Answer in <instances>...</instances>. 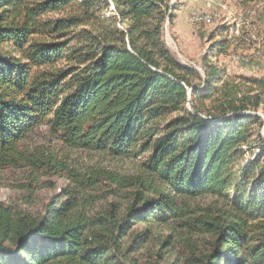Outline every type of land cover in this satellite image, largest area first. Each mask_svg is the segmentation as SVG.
<instances>
[{
    "label": "trees",
    "instance_id": "16d2710c",
    "mask_svg": "<svg viewBox=\"0 0 264 264\" xmlns=\"http://www.w3.org/2000/svg\"><path fill=\"white\" fill-rule=\"evenodd\" d=\"M177 7L0 0V170L27 166L74 186L37 213L0 201V264H136L151 227L164 225L179 234L151 264H264V79L209 63L230 49L225 27L208 36L202 73L182 65L165 42ZM43 123L64 148L146 157L122 176L25 153ZM244 147L258 150L247 164ZM126 190L125 203L94 209Z\"/></svg>",
    "mask_w": 264,
    "mask_h": 264
},
{
    "label": "rangeland",
    "instance_id": "374dc122",
    "mask_svg": "<svg viewBox=\"0 0 264 264\" xmlns=\"http://www.w3.org/2000/svg\"><path fill=\"white\" fill-rule=\"evenodd\" d=\"M174 3L178 7L174 12L173 25L166 26L165 42L182 65L202 73L201 58L210 46V42L207 41L208 36L215 31L221 32L225 27L229 30L226 39L229 41L230 49L224 55L211 57L209 63L223 67L226 70V77L264 79V61L259 60L264 57V0H253L251 3H244L243 0H174ZM67 13L68 10H61L46 14L43 19H59L66 17ZM195 13L210 15L212 19L208 23L196 24L192 21V15ZM109 14H113L112 5L108 9L107 15ZM40 39L44 40V37ZM214 40L217 41L218 37ZM4 49L8 50L6 46ZM235 57H245L244 59H248V64L232 61ZM258 114L262 115V111L259 110ZM261 118L263 126L260 128V135L264 139V118ZM21 145L22 150L28 154L37 155L40 152L52 153L56 157L63 156L67 164L69 163L74 169L103 168L122 176L138 175V160L146 157L143 155L136 160H121L113 159L103 153L64 148L44 123L31 132ZM243 149L245 151L243 164H247L258 150L256 148L246 150L245 147ZM70 189H74V186L69 181L47 171H34L27 166L0 170V201L17 205L28 213L42 211L44 205L53 197ZM108 190L103 184L96 195L104 197V193ZM127 194L126 190L118 197L106 196L97 200L94 209L103 208L110 202L125 203L129 199L124 198L125 195L128 196ZM198 203L205 204L206 201L200 200ZM142 228L137 226V231ZM178 234V228L170 229L167 225L152 226L146 249L135 256L136 264H151L155 253L158 251L161 253L160 243L163 240L165 242L169 236L176 239ZM167 251L169 248L164 251V256L172 257V253L166 254Z\"/></svg>",
    "mask_w": 264,
    "mask_h": 264
},
{
    "label": "bare ground",
    "instance_id": "6f19581e",
    "mask_svg": "<svg viewBox=\"0 0 264 264\" xmlns=\"http://www.w3.org/2000/svg\"><path fill=\"white\" fill-rule=\"evenodd\" d=\"M212 19V16L210 15H207V14H203V13H195L192 15V21L196 24H199V23H208L210 22ZM237 27V26H236ZM235 27V28H236ZM236 30V29H235ZM264 54V53H263ZM261 55V54H260ZM236 56V55H235ZM241 56V55H240ZM243 56V55H242ZM245 56V55H244ZM263 56V55H262ZM245 57L241 58V57H235L234 59H237V61L235 62H239L240 63H244V62H248L247 60L248 59H244Z\"/></svg>",
    "mask_w": 264,
    "mask_h": 264
},
{
    "label": "built area",
    "instance_id": "2783aa9c",
    "mask_svg": "<svg viewBox=\"0 0 264 264\" xmlns=\"http://www.w3.org/2000/svg\"><path fill=\"white\" fill-rule=\"evenodd\" d=\"M259 60L264 61V57L260 58ZM232 61H237V59H233ZM244 64H248V63L244 62Z\"/></svg>",
    "mask_w": 264,
    "mask_h": 264
}]
</instances>
